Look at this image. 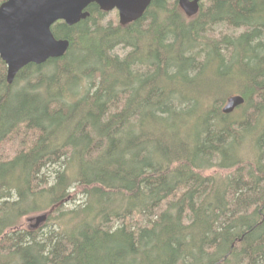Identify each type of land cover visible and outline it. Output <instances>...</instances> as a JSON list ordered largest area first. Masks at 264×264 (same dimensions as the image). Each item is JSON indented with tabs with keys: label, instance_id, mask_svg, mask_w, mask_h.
<instances>
[{
	"label": "trees",
	"instance_id": "obj_1",
	"mask_svg": "<svg viewBox=\"0 0 264 264\" xmlns=\"http://www.w3.org/2000/svg\"><path fill=\"white\" fill-rule=\"evenodd\" d=\"M86 10L63 56L0 58V264H264V0Z\"/></svg>",
	"mask_w": 264,
	"mask_h": 264
},
{
	"label": "water",
	"instance_id": "obj_2",
	"mask_svg": "<svg viewBox=\"0 0 264 264\" xmlns=\"http://www.w3.org/2000/svg\"><path fill=\"white\" fill-rule=\"evenodd\" d=\"M186 16H193L202 0H174ZM151 0H4L0 3V58L6 65V80L11 83L17 72L29 63L41 64L64 55L66 39L56 38L53 24L63 21L74 25L89 16L94 3L104 12L116 9L121 25L139 19ZM244 102L241 95L229 96L222 112L229 114ZM46 213L35 216L32 228L44 222ZM29 220H32L30 217Z\"/></svg>",
	"mask_w": 264,
	"mask_h": 264
},
{
	"label": "rangeland",
	"instance_id": "obj_3",
	"mask_svg": "<svg viewBox=\"0 0 264 264\" xmlns=\"http://www.w3.org/2000/svg\"><path fill=\"white\" fill-rule=\"evenodd\" d=\"M118 19V16L116 17V14L114 11H109V12H106V15L104 16V19H103V23H108V22H114ZM217 32L218 31H227V32H230L231 30L228 29L227 27H224L223 25H218L214 28ZM73 203L69 202V203H66L65 206H72ZM41 214V213H40ZM39 214H34V215H31L27 218H24V221H23V226L26 228V229H31L32 228V225L34 224V217L37 216ZM32 218V220H29V218ZM43 224L40 223L39 224V227H41Z\"/></svg>",
	"mask_w": 264,
	"mask_h": 264
},
{
	"label": "flooded vegetation",
	"instance_id": "obj_4",
	"mask_svg": "<svg viewBox=\"0 0 264 264\" xmlns=\"http://www.w3.org/2000/svg\"><path fill=\"white\" fill-rule=\"evenodd\" d=\"M203 1V0H202ZM199 5H200V2H199ZM112 11H114L115 12V14H117V16H118V12H117V10L116 9H113Z\"/></svg>",
	"mask_w": 264,
	"mask_h": 264
},
{
	"label": "bare ground",
	"instance_id": "obj_5",
	"mask_svg": "<svg viewBox=\"0 0 264 264\" xmlns=\"http://www.w3.org/2000/svg\"><path fill=\"white\" fill-rule=\"evenodd\" d=\"M116 17H117V15H116ZM92 18V17H91Z\"/></svg>",
	"mask_w": 264,
	"mask_h": 264
}]
</instances>
